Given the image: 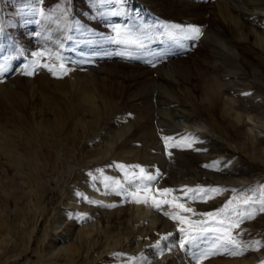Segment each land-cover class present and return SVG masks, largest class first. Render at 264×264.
<instances>
[{
    "label": "rangeland",
    "instance_id": "rangeland-1",
    "mask_svg": "<svg viewBox=\"0 0 264 264\" xmlns=\"http://www.w3.org/2000/svg\"><path fill=\"white\" fill-rule=\"evenodd\" d=\"M167 1L168 5L165 6V0H0V64L7 65V71L0 73V93L3 90L11 91L10 95L15 94L14 92L23 93L19 101H16L22 102L19 106L14 105L11 98L0 94V218L17 225L8 230L11 232L14 228L15 233L22 237H26L27 230L35 225L28 254L10 264L37 262L39 256L34 249L42 247L50 234L62 233L69 224H77L79 227L84 219L93 220L89 210L95 203L92 199L101 204L100 209L107 210L110 209L108 201L125 198L134 205L138 196L149 199L156 212L168 213L166 217L176 224L174 229L181 233L180 229L183 228V232L188 233L187 237L192 234L193 228H204V232L185 249L181 250L180 243L178 244L177 250H181L180 253L193 247L199 251L201 248H210L216 237L222 242L234 237L243 240L245 247H242V251L255 258L248 264H264V211H261L264 207V160L254 154L251 147L252 142L264 147V132L260 133L261 137L253 136L247 130L245 122L237 123L232 118L216 121L222 133L214 135L200 128L181 124L183 130L192 134L188 138L192 141H185L184 137L179 141L163 140L162 137L170 138L171 135H165L162 128H156L155 136L162 154L167 157L170 153L172 156L166 162L151 166L150 162H142L139 158L91 159L85 152L101 146L102 142H93L95 137L86 133L83 128L94 122L97 115L81 113L76 101L68 94H61L54 84L55 80L62 78L71 81L74 73H86L93 77V82H101L99 84L102 89L103 84H108L117 90L114 94L116 100L114 99L113 113L105 117L106 123L101 132L107 123L112 122L113 117H119L118 120L133 117L132 121L140 120L138 124L142 126V117L137 109L139 107L132 104L129 97L137 86L144 83L142 81L152 76L155 81L167 78L175 82L179 76H175L171 64L182 61L181 63L189 64L187 67L191 81L195 82V71L207 66L213 59L205 53L206 44L201 39L185 40L180 35L181 38L177 36L176 40L171 39L177 44L172 45L170 42L168 46V42L164 44L163 39L160 44L163 47L173 46L176 50L172 52H165L158 47L157 42L163 37L170 39L165 35L166 26L183 24L180 21L185 18L179 9L188 6L192 10L204 8L209 11L216 5V1ZM13 12L24 16L16 35L11 28L13 24H9L11 18L7 21L9 25L5 23L9 16L13 17ZM255 12L261 11L257 9ZM97 15H101L100 18ZM208 16L209 12L206 14ZM226 23L221 21L223 26ZM190 24L196 25L193 22ZM229 24L234 25L232 21ZM101 30L103 33L108 31L106 35L109 37L104 39L100 34ZM133 40L144 43L145 47L129 43ZM256 58L258 62H264V58L263 61L259 56ZM138 72H142V75L136 77L135 82H130V77ZM242 76L247 90L241 91L245 95L254 94L255 90L261 88L254 83L251 75ZM97 95L94 94L95 105L102 113L104 105ZM257 98L259 104H264V101ZM171 106L173 105L168 106L169 110ZM61 108L70 111L72 116L68 118L63 132L51 134V129L63 120V116L58 113ZM198 114L201 119L212 121L205 114ZM156 120L155 118L154 123ZM234 124L241 129L236 131ZM72 129L78 134L79 141L78 147L71 151L66 145V137ZM138 143L135 139L129 145H140ZM173 160H177L180 166L172 163ZM119 164L125 167H118ZM135 165H140L144 169L143 173ZM168 166L171 167L167 169ZM31 172H38L37 181L43 194L41 198L33 196L35 187L30 192V188H27ZM149 174L156 176V179L148 181ZM141 176L144 179H139ZM134 177L136 182L129 183ZM158 181L164 186L159 185ZM11 185L19 188L13 190ZM165 188L171 191L164 193L162 190ZM195 189L200 191H194ZM212 189L215 191H211ZM97 191L106 192L109 199H99L95 196ZM67 200H73L79 205H69ZM154 202L160 204L159 210L154 208ZM180 204L193 211L185 212L178 207ZM113 206L116 207V203L111 208ZM206 212L212 213V217L202 215ZM245 216L249 218L244 219ZM180 217L184 218L183 222ZM64 218L67 219L65 222L57 221ZM190 221L204 223L194 225ZM56 222H60V225ZM144 223L143 219L138 225ZM55 224L59 225L56 230L50 228ZM158 224L159 222L151 227L147 226V233H159L161 229L162 234L146 241L140 251H131L129 254L110 251L97 258L96 264H126L129 256L134 260L138 255H145L143 249L156 245L157 241H164L163 237L169 233L157 227ZM45 228L48 230L47 235L39 244ZM200 239L207 243L206 246H199ZM191 253L192 251L188 252L186 256L190 258ZM80 256H83V259L80 257L82 264L86 263L85 254ZM224 257L223 254H216L208 258L217 263ZM2 260L3 258L0 259ZM144 260L147 261L145 258ZM197 261L194 263L197 264ZM140 262L142 263V259Z\"/></svg>",
    "mask_w": 264,
    "mask_h": 264
},
{
    "label": "bare ground",
    "instance_id": "bare-ground-1",
    "mask_svg": "<svg viewBox=\"0 0 264 264\" xmlns=\"http://www.w3.org/2000/svg\"><path fill=\"white\" fill-rule=\"evenodd\" d=\"M144 1L148 2V0ZM215 1L216 5L209 11H205L204 8L202 10L197 8L192 10L188 6L179 9L180 14L183 15L181 16L190 21L188 23L185 19H182L180 22L183 23V26L193 22L196 26L200 27V33L203 34L201 40L206 44L205 53L209 58L213 59L208 62L207 66L201 67L200 65L201 68L195 71V82L191 81L190 70L187 67L189 64L181 63L182 61L171 64L175 76H179L175 82L167 78L160 80L158 75L159 80L157 81L152 76L149 79H144L145 81H142L144 83L137 86L135 92L133 91L129 95L132 104L135 103L139 107L137 109H139V114L142 117V126L138 124L140 120L133 122V117L125 118V120H118L120 119L119 117H113L112 122L107 123L101 132L103 124L106 123L105 117L113 113L115 104L114 94H116L117 90L112 89L108 84H103L102 89V85L99 84L101 82H93V77L88 76L86 73L78 75L72 73L73 78L71 81L66 78L54 81L56 88L61 94H68V96L76 101L81 113L86 112L97 115V119L93 120L94 122H91L90 125L84 126L83 130L85 129L86 133L95 137V139L93 138L94 141L92 140L93 142L98 140L102 142V145L86 151V156L92 157L91 159L115 157L117 159L137 160L139 158L142 162L148 161L151 163V166H154L158 162L160 164L172 158L171 155L165 157L162 154L157 137L155 136L157 132L156 128H162L163 134L171 135L170 140L176 141L184 137L185 141L190 142L192 140L188 138H191L192 134L186 132L187 130H183L181 124L185 127H197L204 132L214 135L222 133V130L219 129V124L216 122H220V119L223 121L224 119L232 118L237 123L241 121L245 122L247 130L251 135L262 136L260 133L264 132V104L263 102L259 104L256 98L258 96L257 99L264 101V89H262L264 88V62H258L256 56H259L261 59L264 58V28H262L264 25V0ZM167 3L168 1L165 0V6L168 5ZM257 9L261 12L256 13L255 10ZM208 12L209 16L206 17ZM100 16L97 15L99 18ZM23 17L22 14L13 12V17L11 15L6 19L5 23L7 25L9 23L7 21L11 18V23L9 24H13L11 28L14 34L20 30L22 25L21 19ZM14 18L16 20L13 21ZM211 21L212 23H210ZM221 21L227 22L224 24L225 26L221 24ZM229 21H232L234 25L229 24ZM259 25L261 26L259 27ZM108 37V35H104V39ZM193 65L195 66L196 64ZM155 70L157 71V69ZM206 70H209V72H205ZM242 74L251 75L254 83H257L261 88L255 90L254 94L245 95L241 91L247 90L243 83L245 78H243L244 75L242 76ZM141 75L142 72L133 75L130 77V82L132 80L135 82L136 77ZM92 83L93 85H91ZM250 84L248 85L250 86ZM177 85L179 86L178 88ZM252 85L254 84L252 83ZM10 93L12 92L3 90L0 94L11 98L14 105H21L22 102L16 101H19L23 93L14 92L15 94L12 95ZM96 93L98 94L97 97H100V103L104 105L102 113L97 110L98 107L95 105L94 94ZM170 105L173 106L169 110L168 106ZM156 106H158L157 110ZM61 109L58 110V113L63 116V120L51 129V134L63 132L62 129L66 126L68 118L72 116L70 111H66L64 108ZM70 110L72 109L70 108ZM95 110L96 112H94ZM97 112L100 114L98 115ZM197 112L205 114L212 121L207 122L201 119ZM218 113L219 116L217 115ZM155 118L157 120L154 123ZM239 129H241L239 126L235 128L236 131ZM135 139L138 140V144L140 145H129ZM78 141V134L72 129L67 134L66 145L72 151L78 147ZM53 144L55 145V143ZM251 147L253 153L264 160V147L255 145L254 142L251 143ZM101 163H104V161ZM172 163L180 166L177 160H173ZM170 167L168 166L167 169ZM37 176L38 172H31L27 188H30V192L35 187L36 190L33 191V196L41 198L43 194L42 191L40 192L41 187L38 184ZM158 183L164 186L161 181H158ZM17 187L13 186L12 189L17 190ZM95 196L99 197V199H109L108 194L102 191L95 192ZM138 199L142 202H136L134 205H131L125 198H115L114 201L117 202L108 201V203L110 205L116 203V207L113 206L114 208H111V206L107 210L100 209L102 207L101 204L96 199H92L95 203L93 207L90 206L89 210L95 221L93 222L94 219L91 221L84 219L82 225L79 227H77V224H69V226L63 229L62 233L50 234L42 247L37 246L34 249V252L39 256L38 261L29 263L82 264L80 257L82 258L83 256L80 255L84 253V261H86L84 264H96L97 258H101L102 254L110 253V251L117 250L128 254L131 251H140L146 241H150L155 237L158 238L162 234L161 229L159 233H147V226L151 227L157 222H159L157 227H161L162 230L168 231L172 235L168 236L164 241L160 240L162 243L159 241L158 247H153L152 245L147 249H143L145 255H138L134 260L129 256L130 259L126 264H195L194 262L197 260H200L201 264H248L255 259L252 255H248L246 251H242L244 250L242 247H245L244 241L234 237L226 238L223 242L219 241L218 237H216V241L212 243L214 245H210V248H201L199 251L193 247L186 252L180 253L179 251L181 250H177L178 244L183 238L187 237L188 233L186 231L177 232L178 230L174 229L176 227L175 222L166 217L164 212H156L150 205L149 199L140 196H138ZM67 204L76 205L73 200H67ZM134 213H136V216ZM65 219L57 221L62 222ZM143 219L145 220V226L143 224L138 225L139 221ZM0 220H2L0 221V259L3 258L0 264H10L11 261L23 259L28 254V245L33 237L35 225L27 230L26 237H22V235L15 233L14 228H12L11 232L8 230L10 227L17 225L9 224V220L6 221L2 218ZM56 223L60 225V222ZM132 223L134 225L130 226ZM58 226L55 224L50 228L56 230ZM134 226L137 227L133 229ZM16 229L19 228L17 227ZM47 231L46 228L42 231V235L38 241L39 244L43 242ZM203 242L204 240L200 239L199 246H206L207 243ZM191 251V256L188 258L186 254ZM208 251L223 254L225 257L217 263L210 261L208 257L211 255L206 259L201 257V253ZM233 251L242 254L235 256L229 254ZM141 259L142 263L140 262ZM26 262L23 261L19 264H27Z\"/></svg>",
    "mask_w": 264,
    "mask_h": 264
},
{
    "label": "snow or ice",
    "instance_id": "snow-or-ice-1",
    "mask_svg": "<svg viewBox=\"0 0 264 264\" xmlns=\"http://www.w3.org/2000/svg\"><path fill=\"white\" fill-rule=\"evenodd\" d=\"M100 2H104V0H100ZM119 27V26H117ZM167 27V31L165 32V35L169 36L170 39H173V40H176L177 39V36L175 35L176 32H179V33H182L183 36L182 38L183 39H195L199 36L200 32H201V29L199 26H196V25H186V26H182V25H179V24H171V25H168L166 26ZM129 43H133V44H138V46L140 48H144L145 45L144 43L140 42V41H136V40H133V41H129ZM153 67H155V65H153ZM7 71V65L6 64H0V73H4ZM30 74V73H29ZM163 140H167L169 139L168 137H162ZM167 147V145H166ZM170 155V153H169ZM115 163V162H114ZM111 166V165H109ZM118 167H125L124 165L122 164H119L117 165ZM134 167L136 168H140L141 169V172L143 173L144 169L140 166V165H135ZM157 174H159V170H157ZM139 179H144L143 176H141ZM156 179V176H153V175H148L147 176V180L148 181H154ZM136 182V178L134 177L132 181H130L129 183H135ZM164 193H168L169 191H171L170 189H163L162 190ZM194 191H200V189H195ZM211 191H215V189H212ZM77 195H80L79 193H77ZM130 195H135V194H130ZM186 198V197H185ZM136 202H142L140 201L139 199L136 200ZM143 202H146V201H143ZM112 205H108V207H111ZM154 208H156L157 210H159L160 208V204L158 202H154ZM178 207H180L181 209H183L185 212H192L193 210L191 208H184V205L183 204H180L178 205ZM261 211H264V207L261 208ZM165 215H168V213H164ZM202 215L204 216H207V217H212V213L210 212H206V213H203ZM244 219H247L249 218L248 216H245L243 217ZM182 222L184 221V218L183 217H180L179 218ZM190 223L194 224V225H202L204 222H199V221H190ZM221 224H223V221L220 222ZM181 232L184 231L183 228L180 229ZM204 232V228L203 227H199V228H193L192 229V234L189 235L188 237H186L184 240H181L180 241V249L183 250L185 249L188 245H190L196 238L197 236L201 235L202 233ZM172 233H168L167 236L163 237V239H167L168 236H171ZM159 241H157V244L154 245L153 247H158L159 246ZM216 253L215 252H212V251H208V252H203L201 253V257L203 258H207L209 255H215ZM231 255H241L242 253L240 252H236V251H233L231 253H229ZM197 264H199V260L197 261Z\"/></svg>",
    "mask_w": 264,
    "mask_h": 264
}]
</instances>
